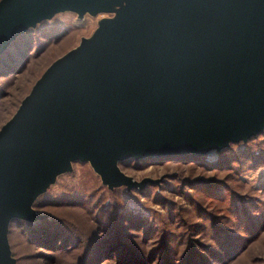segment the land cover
I'll return each mask as SVG.
<instances>
[{"label": "water", "instance_id": "water-1", "mask_svg": "<svg viewBox=\"0 0 264 264\" xmlns=\"http://www.w3.org/2000/svg\"><path fill=\"white\" fill-rule=\"evenodd\" d=\"M125 6L54 61L0 128V264L12 220L71 163L141 190L117 163L201 157L264 130V0H0V55L53 15Z\"/></svg>", "mask_w": 264, "mask_h": 264}, {"label": "rangeland", "instance_id": "rangeland-1", "mask_svg": "<svg viewBox=\"0 0 264 264\" xmlns=\"http://www.w3.org/2000/svg\"><path fill=\"white\" fill-rule=\"evenodd\" d=\"M124 6L81 18L57 13L17 39L24 58L0 70V128L54 61ZM117 168L152 184L108 189L88 163H71L31 205L54 226L49 239L29 233L26 223L8 225L15 264H264V130L220 153ZM218 236L231 251L218 247Z\"/></svg>", "mask_w": 264, "mask_h": 264}, {"label": "trees", "instance_id": "trees-1", "mask_svg": "<svg viewBox=\"0 0 264 264\" xmlns=\"http://www.w3.org/2000/svg\"><path fill=\"white\" fill-rule=\"evenodd\" d=\"M40 23V22H39ZM35 27V26H34ZM33 27V28H34ZM33 28H30V29H27L23 34H21V35H19L17 38H15L10 44H9V46L4 50V52L0 55V70H3V69H5V68H9L10 66H12V68H13V66L15 65V64H18V62L22 59V58H24L23 56H24V48H21L20 47V43L18 44V40L17 39H19V38H21V37H23L24 35H25V33L28 31V30H31V29H33ZM21 40V39H20ZM23 43V42H22ZM13 49V50H12ZM3 72H5V70L3 71ZM6 73H9V72H6ZM5 73V74H6ZM260 134V133H259ZM259 134H257V135H259ZM256 135V136H257ZM255 137V136H254ZM253 137H251V138H249L248 140H250V139H252ZM247 140V141H248ZM246 142V141H245ZM245 142H238V143H245ZM238 143H236V144H238ZM230 145V144H229ZM228 145V146H229ZM228 146L226 147V148H223V149H221L220 151H218L217 153H220V152H222V151H225L227 148H228ZM158 160H160V159H158ZM129 161H131V160H128V161H125V162H122V163H127V162H129ZM116 188H118V187H116ZM48 189V186H47V188H46V190ZM45 190V191H46ZM45 191H44V193H45ZM44 193H42V194H44ZM41 194V195H42ZM41 195H39V196H41ZM38 196V197H39ZM37 197V198H38ZM36 198V199H37ZM35 199V200H36ZM34 200V201H35ZM33 201V202H34ZM33 204V203H32ZM101 214L103 215L104 213L103 212H101ZM11 222H14V223H26V224H28V232L29 233H33V234H36V235H38L39 237L40 236H44L45 238H47V239H49L50 237H51V233H54V231H53V225H50L49 223H48V220H47V218L45 217V216H43V218L42 219H39V220H36V221H33V222H27V221H22V220H12V221H10L9 222V224L11 223ZM8 224V225H9ZM35 225V228L33 229V226ZM215 229L216 228H214L213 229V231H215ZM8 232V231H7ZM147 233V232H146ZM214 233V232H213ZM147 236H150V233L147 235ZM215 237V236H214ZM217 244H219V248H221V247H224V248H221V250L222 251H231V248L229 247V246H227V244H225V246H220V245H223L224 244V242H223V238L221 237V236H218V241H217ZM93 245V244H92ZM109 246V248H117V249H119L120 247H119V245H108ZM228 247V248H227ZM226 248V249H225ZM116 249V250H117ZM154 253V252H153ZM11 255V254H10ZM234 254H232V256H233ZM12 257V256H11ZM213 257H215V255H213ZM13 258V257H12ZM151 259H153L152 258V256L150 257V259L149 260H151ZM192 261H194L193 259H191ZM191 264H193V262L191 263Z\"/></svg>", "mask_w": 264, "mask_h": 264}]
</instances>
